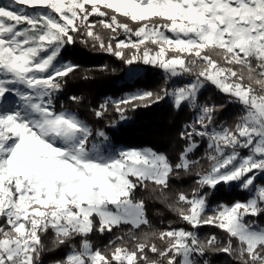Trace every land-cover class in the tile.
Wrapping results in <instances>:
<instances>
[{"label": "snow or ice", "instance_id": "1", "mask_svg": "<svg viewBox=\"0 0 264 264\" xmlns=\"http://www.w3.org/2000/svg\"><path fill=\"white\" fill-rule=\"evenodd\" d=\"M78 39L126 66L159 68L166 85L193 78L94 110L100 119L111 104L123 120L128 107L166 97L177 109L187 104L197 115L180 133L187 145L178 162L151 148L117 150L104 131L94 132L63 105L57 110L58 93L79 67L59 57ZM206 83L241 105L234 127H213L217 106L198 99ZM197 137L208 141L207 169L191 158ZM192 174L190 194L171 192L173 177ZM258 174L264 175V0H0V264H42L45 251L64 245L70 251L56 264H200L206 252L224 253L234 264H264V226L248 219L264 216ZM233 183L249 198L210 209L204 189ZM139 189L156 194L188 228H153ZM205 225L226 238L201 239L197 229ZM114 230L119 234L103 249L93 245L92 234ZM49 231L52 248L43 240Z\"/></svg>", "mask_w": 264, "mask_h": 264}, {"label": "trees", "instance_id": "2", "mask_svg": "<svg viewBox=\"0 0 264 264\" xmlns=\"http://www.w3.org/2000/svg\"><path fill=\"white\" fill-rule=\"evenodd\" d=\"M95 19V17H90V20ZM120 39H123V36ZM59 58L79 67L69 75L62 91L58 93L55 99L57 110H60L63 105L64 108L75 112L80 119L86 121L93 128L94 132L96 130L104 131L114 147L151 148L157 153L165 154L173 164L178 162L180 153L187 145V141L180 138V133L186 130L187 125L194 122L197 115L187 104L177 109L166 97L159 102L147 105L139 104L134 110L128 107L125 113L126 118L123 120L111 104L100 119L96 118L94 110L98 109L106 100H119L125 94L136 90L160 93L164 87L184 86L192 81L191 76H181L176 82L171 79L166 85L165 74L159 68L143 64L126 66L121 60L106 52L98 49L93 50L91 45L86 47L79 42V39L75 44L66 46ZM130 67L139 68L141 72L134 76H127V70ZM73 96L81 98L79 104L70 99ZM198 99L201 105L217 106L213 127H234L242 114L241 105L229 102V98L210 83H206L200 90ZM113 122H115V126H113ZM196 143L198 147L191 154V158L200 160L201 166L207 169L209 166L206 159L208 141L197 137ZM241 153L247 155L246 150L242 149ZM195 180L194 174L181 175L179 178L173 177L170 180L171 192L184 191L190 194L191 190L196 187ZM255 183L264 185V176H257ZM204 191L208 193L210 209L221 203L231 205L236 201L244 202L249 198V193L241 190L239 185L227 188L224 184H220L215 190L206 188ZM136 197L144 200L147 216L153 228L166 229L170 222L174 228H188V225L180 221L166 205L160 203L156 199V194L150 190L139 189L136 192ZM256 220L258 224L264 226V216H260ZM197 231L201 239L210 235H216L221 240L226 238L219 229L207 225L200 227ZM118 234L115 230L113 234L95 233L90 236V239L95 247L103 249ZM43 240L49 248L53 247L51 231L43 237ZM76 244L78 247L79 238H77ZM69 251L68 245L45 251L42 255V264H56L57 261L63 260ZM149 255L151 256V253ZM197 259L200 264H204V261H207V264H234L230 256L218 252H206L202 258L197 257Z\"/></svg>", "mask_w": 264, "mask_h": 264}, {"label": "rangeland", "instance_id": "3", "mask_svg": "<svg viewBox=\"0 0 264 264\" xmlns=\"http://www.w3.org/2000/svg\"><path fill=\"white\" fill-rule=\"evenodd\" d=\"M60 59V58H59ZM61 60V59H60ZM62 61V60H61ZM62 62H68V61H62ZM141 72V70L139 69V68H134V67H130V68H128V70H127V76H134V75H137V74H139ZM178 79H180V77H176V78H172V80H173V82H176V81H178ZM174 87H182V86H180V85H174ZM139 90H136V91H134V92H132V93H135V92H138ZM132 93H127V94H125L124 95V97L126 96V95H129V94H132ZM169 98V97H168ZM169 100L172 102V100H171V98H169ZM173 103V102H172ZM75 113V112H74ZM108 144L109 145H111L113 148H115V149H117V150H119V149H144V148H137V147H128V146H117V147H114L112 144H111V142L110 141H108ZM245 151V150H244ZM247 151V150H246ZM248 154V153H247ZM241 155H243V153H241ZM257 176H264V175H260V174H258ZM233 185H238V184H236V183H233V184H231V185H225L227 188H230L231 186H233ZM250 195V194H249ZM248 219H255L256 220V218H252V217H249ZM260 225V224H259Z\"/></svg>", "mask_w": 264, "mask_h": 264}]
</instances>
